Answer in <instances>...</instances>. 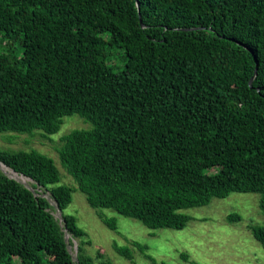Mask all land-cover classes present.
I'll return each mask as SVG.
<instances>
[{"label":"trees","instance_id":"trees-1","mask_svg":"<svg viewBox=\"0 0 264 264\" xmlns=\"http://www.w3.org/2000/svg\"><path fill=\"white\" fill-rule=\"evenodd\" d=\"M73 114L91 122L56 145L74 185L35 148L0 149L33 181L0 170V264H113L65 212L76 190L149 228L231 192L259 193L264 218V0H0V132L50 138ZM247 227L264 249V222ZM132 247L157 264L113 243Z\"/></svg>","mask_w":264,"mask_h":264},{"label":"rangeland","instance_id":"rangeland-1","mask_svg":"<svg viewBox=\"0 0 264 264\" xmlns=\"http://www.w3.org/2000/svg\"><path fill=\"white\" fill-rule=\"evenodd\" d=\"M62 119L59 131L51 134L50 138L38 134L30 136V133L0 132V149L35 148L54 159L62 182L74 185L59 161L56 145L60 135L74 128H89L91 122L78 114L66 115ZM0 170L32 189L31 179L14 173L1 162ZM259 196V193L254 192H231L223 198H212L207 205L182 209L183 213L190 216L182 229L149 228L138 219L121 215L110 208L91 207L79 190L72 192V201L65 212L74 214L78 225L88 233L92 243L87 246V252L94 255L100 247L113 264H151L134 247L133 261L114 250V242L129 245L131 240L146 245L145 252L157 264H264V249L247 227L250 222H264ZM50 201L54 206L55 202ZM52 213L60 219L58 209ZM229 213H237L241 219L230 222L226 219ZM100 214L114 217L117 231L108 228L99 217ZM182 253H186L188 258L185 259Z\"/></svg>","mask_w":264,"mask_h":264},{"label":"water","instance_id":"water-1","mask_svg":"<svg viewBox=\"0 0 264 264\" xmlns=\"http://www.w3.org/2000/svg\"><path fill=\"white\" fill-rule=\"evenodd\" d=\"M257 67H258V63L256 62V66H255V70H254V75H255V73L257 71ZM254 75L250 78L249 85H251V82H252V79H253Z\"/></svg>","mask_w":264,"mask_h":264},{"label":"clouds","instance_id":"clouds-1","mask_svg":"<svg viewBox=\"0 0 264 264\" xmlns=\"http://www.w3.org/2000/svg\"><path fill=\"white\" fill-rule=\"evenodd\" d=\"M15 173V172H14ZM17 174V173H16ZM20 175V174H19ZM8 176V175H7ZM23 176V175H22ZM25 177V176H24ZM28 178V177H27ZM30 179V178H29ZM18 181V180H17ZM59 213H60V211H59Z\"/></svg>","mask_w":264,"mask_h":264}]
</instances>
